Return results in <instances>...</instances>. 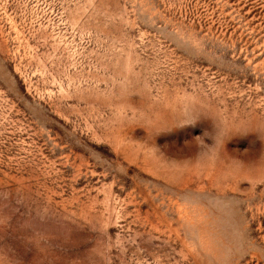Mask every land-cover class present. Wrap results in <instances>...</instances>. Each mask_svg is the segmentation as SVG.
I'll use <instances>...</instances> for the list:
<instances>
[{
	"label": "rangeland",
	"instance_id": "obj_1",
	"mask_svg": "<svg viewBox=\"0 0 264 264\" xmlns=\"http://www.w3.org/2000/svg\"><path fill=\"white\" fill-rule=\"evenodd\" d=\"M0 264H264V0H0Z\"/></svg>",
	"mask_w": 264,
	"mask_h": 264
}]
</instances>
